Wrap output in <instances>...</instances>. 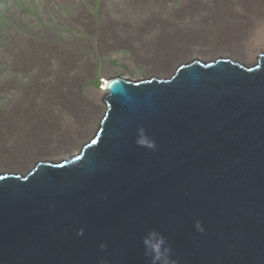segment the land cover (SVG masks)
I'll return each mask as SVG.
<instances>
[{
  "label": "water",
  "instance_id": "95a60500",
  "mask_svg": "<svg viewBox=\"0 0 264 264\" xmlns=\"http://www.w3.org/2000/svg\"><path fill=\"white\" fill-rule=\"evenodd\" d=\"M103 84L77 154L0 174V264H151L153 230L175 264H264V54Z\"/></svg>",
  "mask_w": 264,
  "mask_h": 264
},
{
  "label": "rangeland",
  "instance_id": "374dc122",
  "mask_svg": "<svg viewBox=\"0 0 264 264\" xmlns=\"http://www.w3.org/2000/svg\"><path fill=\"white\" fill-rule=\"evenodd\" d=\"M261 54L264 0H0V174L77 154L105 113L106 79Z\"/></svg>",
  "mask_w": 264,
  "mask_h": 264
},
{
  "label": "clouds",
  "instance_id": "9594fccd",
  "mask_svg": "<svg viewBox=\"0 0 264 264\" xmlns=\"http://www.w3.org/2000/svg\"><path fill=\"white\" fill-rule=\"evenodd\" d=\"M102 86H104V84ZM136 144L139 147H144L149 150H154L156 147L155 142L145 135L143 128L138 130V138L136 140ZM195 228L200 232L203 231V228L201 227L199 222L195 224ZM82 234L83 229L77 231L78 236ZM142 243L145 249V255L150 256L151 264H157V261H159L160 264H175L174 261L170 260L171 249L167 245L166 240L155 230L150 231L148 235L143 238ZM104 247V244L100 245L101 249H104Z\"/></svg>",
  "mask_w": 264,
  "mask_h": 264
},
{
  "label": "trees",
  "instance_id": "16d2710c",
  "mask_svg": "<svg viewBox=\"0 0 264 264\" xmlns=\"http://www.w3.org/2000/svg\"><path fill=\"white\" fill-rule=\"evenodd\" d=\"M95 84H96V86L98 87V86H99V81L97 80V81L95 82Z\"/></svg>",
  "mask_w": 264,
  "mask_h": 264
},
{
  "label": "bare ground",
  "instance_id": "6f19581e",
  "mask_svg": "<svg viewBox=\"0 0 264 264\" xmlns=\"http://www.w3.org/2000/svg\"><path fill=\"white\" fill-rule=\"evenodd\" d=\"M104 82H106V80Z\"/></svg>",
  "mask_w": 264,
  "mask_h": 264
}]
</instances>
